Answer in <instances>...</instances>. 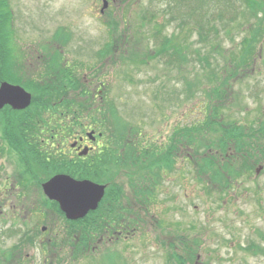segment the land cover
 I'll list each match as a JSON object with an SVG mask.
<instances>
[{
  "label": "rangeland",
  "instance_id": "obj_1",
  "mask_svg": "<svg viewBox=\"0 0 264 264\" xmlns=\"http://www.w3.org/2000/svg\"><path fill=\"white\" fill-rule=\"evenodd\" d=\"M253 1L257 6L238 15L237 24H244L245 30L235 25L229 37L239 45L243 36L253 28L252 31H256L255 42L260 34L256 45L259 47L257 52L262 54H258L254 65L245 71L241 69L237 77L232 78L228 97L222 103L225 104L222 112L226 118L229 116L244 125L255 123L258 126L264 122V0ZM4 2L12 14V21L11 32L6 35L8 41L0 47V83L7 78L17 79L20 71L24 73L21 76L23 80H32L43 66L36 61L37 56L54 59L56 63L53 65L63 63L57 62L61 59L70 65L67 68L69 72L78 71L82 80L87 77L102 85L101 97H104L103 103L107 102V109L114 111V125L121 122L123 132L128 130L124 140L130 143L137 141L139 152L145 151H142L144 146L152 147L155 143H161L160 148L166 152L174 127L181 130L204 117L209 99L203 90L188 100L190 93L184 89V79L194 81L198 66L194 64L193 68L180 62L164 64L155 54L156 40L152 41L147 23L152 10L154 13L162 11V0L118 2L103 15L100 13V0ZM145 13L146 19L143 17ZM231 15L232 11L225 17ZM164 21L157 18L162 29H165ZM173 26H167L165 32L172 34ZM164 37L160 34L158 43ZM181 38H178L180 42ZM188 38V42L199 46L197 33ZM234 42L226 40L224 44L229 58L228 50L234 49ZM57 50L62 53L53 55ZM26 57H32L30 63ZM220 60L219 67L222 68L225 59ZM232 65L226 66L234 68V63ZM201 78L202 86L213 85L205 80L204 74ZM90 94L93 93H86L79 99L80 105L76 102L78 106H74L78 112L75 116L79 119L80 115L82 123L85 118L91 124V117L100 120L103 116L102 112H95L101 97L92 99ZM213 102L221 104L218 98ZM80 106L82 112L79 113ZM58 124L61 126L63 121ZM75 128L82 132L79 126ZM109 134L104 131L107 139ZM2 135L4 137L3 131ZM73 141L72 136L70 144ZM122 145L118 143L120 148ZM3 146L0 143V152L3 153L0 156V178H3L0 185L8 181V177L11 179V163H16L10 162ZM123 147L135 148L133 145ZM179 151L176 170H164L163 180L150 196L149 210L140 214L141 219L135 225L139 227L132 236L123 234L113 242L96 244L95 232L92 231L91 239L95 243L91 245H96V248L85 255L78 250L82 230L98 227L103 218L99 221L97 215L89 217L78 230L72 223L65 222L59 212L48 210L50 202L39 189V201L22 198L0 200V256L3 249L21 240L25 264H113L121 256L125 258V264H180L175 257L172 258L171 253L177 248L170 247L173 243L179 245L177 251L186 259L185 264H264V163L257 165L250 175L240 178L230 190L219 194L217 187L199 182L197 167L190 157L192 148ZM131 156L134 157V153ZM15 166L18 170L23 169L19 168V163ZM137 170L138 167H124L118 171L115 183L123 191L121 200L126 201L130 197L129 178ZM147 185L149 183L139 182L138 189ZM207 185H210L209 189ZM104 202L99 216L102 214L109 220L113 216L112 211L115 209L114 213H117L119 210L113 200L105 199ZM9 204H15V209L11 210ZM15 225L23 226V231H12ZM43 226L46 230L42 233ZM254 246L260 248L257 253ZM106 252L110 257L108 263L102 260ZM20 256L16 254L17 258Z\"/></svg>",
  "mask_w": 264,
  "mask_h": 264
},
{
  "label": "trees",
  "instance_id": "obj_2",
  "mask_svg": "<svg viewBox=\"0 0 264 264\" xmlns=\"http://www.w3.org/2000/svg\"><path fill=\"white\" fill-rule=\"evenodd\" d=\"M162 1V11L154 13V10H152L150 12V20L147 23L149 24L148 29L151 33L152 41L156 40L157 51L155 54L160 62L164 64L176 65L180 62L181 64H190L193 68L194 64L198 66V74L194 81H188L187 78L184 79V89L190 93L188 100L194 98L203 90V94L209 99L207 100L208 104H206L204 117L198 119L196 122H192L187 127L181 128V130L174 127L172 140L166 152L160 148L161 143H155L152 147L144 146L142 151H145L139 152L140 147H137L139 145L137 141L136 143L126 142L124 138L128 130L123 132L124 127L121 122L119 125L116 123L114 125L112 120L116 119L113 116L114 111L111 108L107 109V102L103 103L102 118L97 120L91 117V124L99 127L101 130L108 129L110 143H123L122 148H118L117 159L113 163L111 161V166L117 171L124 167L128 169L138 167V170L130 175V185L137 190L139 182L149 183V190L147 194L145 193L144 197L154 194L155 188L163 180L165 169H173L176 153L179 150L183 149L187 151L190 148H192L190 157L197 167L199 182H207V184L217 187L218 193L222 194L230 190L240 178L250 175L257 165L264 163V122L261 121L258 126L255 123L244 125L229 116L226 118L224 112H222L225 108V104L222 103L228 97V88L230 87L231 80L237 77L241 69L245 71L252 64L254 65L258 54H262L257 52L259 47L256 45L258 40L260 41V34L255 42L253 37L256 31H252L253 28H250L245 36H243L239 45L234 42L235 40L232 37H229L235 25L238 26V29L245 30L244 24H237L238 15H241L248 8L249 10L250 8L253 9L257 5H255L253 0ZM7 9V3L4 0H0V47L8 41L6 35L11 32L10 23L12 21V14ZM231 11L233 15L226 18L225 15ZM146 16V13L143 14L145 19L147 18ZM157 18L165 20V29L167 26L175 25L173 26L175 28L174 32L172 34L166 33L165 29H162L163 27L157 22ZM196 33L199 39L198 47L193 42H188V37ZM160 34H164L165 37L158 43ZM181 37H183L182 42L178 40V38L182 39ZM226 40L234 42L232 44L234 49L228 50L230 51V58L224 45ZM4 46L7 45L5 44ZM220 58L225 59L224 67L222 68L219 67L221 64ZM233 63L234 68L226 66L227 64L233 66ZM51 69L54 70L53 75L56 80L64 81L68 85V90L72 91L70 95L75 94L74 90L86 89V87L83 88L80 84L81 78L78 79L73 74L74 71L72 70V73L69 72L63 64L52 65ZM202 74L205 75L206 81H210V84H213L212 86H202V82L199 81V78L202 79ZM6 80L14 81L9 78ZM67 88L64 84L63 86L55 84V86L51 85V88L44 94L35 90L34 105L38 106V104L46 103L45 105L47 106V104L54 103L59 107L62 97L69 94ZM29 89L32 90L31 87ZM41 96L49 97L48 101L45 98H40ZM84 96H86L85 91L83 93L81 91V95H77L76 97L80 99ZM215 98H218V102L221 104H213V99ZM44 100L46 101L44 102ZM50 100L52 102H49ZM76 102L77 100L71 99L69 103L67 102L64 105L65 110L69 109L70 111L69 123L71 124L74 122L78 124L79 122V119L75 116L78 112L74 106H78L80 103H77V105ZM80 112H82L81 106ZM118 120L121 121L120 119ZM11 127H14V123ZM125 129L127 128L125 127ZM129 143L135 148L123 147L124 145L131 146ZM123 149L125 151H122ZM132 153H134V157L131 156ZM104 167H106L105 164ZM109 167L108 165L106 168L108 169ZM72 170L75 171V174L73 172L72 174L79 178H89L96 182L106 183L108 185L106 200H113L114 203L122 201L121 195L123 191L112 181L114 179H112L113 174L111 173L106 177L100 174L101 169L99 164L98 167L92 166L85 170L81 168H74ZM210 185H207L208 189ZM140 194H143V191ZM104 203V201L101 203L100 208ZM99 209L91 212L85 219L72 224L80 230V225L87 222L89 217L97 215V220L100 221L103 216L102 214L99 216ZM60 214L63 216L61 212ZM124 216L121 214L119 219H123ZM110 217L111 219L109 220L112 222L113 216ZM92 231H95V228L89 231L83 228L80 240H86V243L90 241L94 242L91 239ZM20 241L12 247L2 250L0 264H25L24 254H22L24 243ZM253 249L255 253L260 250L258 246H254ZM262 251L264 252V248H262ZM16 254L22 256L17 258ZM185 263L183 261L182 264Z\"/></svg>",
  "mask_w": 264,
  "mask_h": 264
},
{
  "label": "flooded vegetation",
  "instance_id": "obj_3",
  "mask_svg": "<svg viewBox=\"0 0 264 264\" xmlns=\"http://www.w3.org/2000/svg\"><path fill=\"white\" fill-rule=\"evenodd\" d=\"M100 1L102 2V9L100 10V13L103 15L106 14L111 7L116 6L118 2L129 4L131 0ZM103 5H106V7L103 8ZM58 52L62 53L57 50L54 51L53 55ZM31 59L32 57H26V60L29 61V63ZM35 59L43 66L39 69V72L32 80H23L21 76H23L24 73L20 71V73L18 72L16 75L17 79L14 81H7L10 84L24 88L29 94H31L32 101L27 108L22 110L14 109L11 105H5L0 110V143L4 144V152L9 154L10 162L16 161V163H11L13 166L11 179L8 177V181L6 180L3 182V185H0V200H17L22 198L38 199L39 201L41 200L39 198L40 192L37 190L40 189L44 198L50 202L48 210L58 213L59 211L55 208V203H52L48 196L44 193V183L60 174L69 175L78 180L86 179L73 175L72 172L75 174V171H71V169L81 168L85 170L92 166L98 167V164L101 169L100 174L105 175L106 177L112 173V179L114 178L112 181L115 183L118 179V171L113 169L111 161L113 163L117 159L119 146L118 143H110L109 138L107 139L105 137L104 131H108L109 133L108 129L101 130L93 124H88L85 121L86 118L83 123L82 119L79 118L80 123H74V126L71 127V123H69L70 111L69 109L65 110L64 108V105L67 104V102L69 103L71 99L77 100V103H80L79 98L77 99L76 96L81 95V91L82 93L85 91L87 94L93 93L90 94L92 99H96L98 96H103L102 91L100 90L102 85L100 84V86L98 82H94L93 79H87V77H83L84 79L82 80L79 72L77 71L73 74L77 78H81V86L83 88H90L93 92L89 90L86 92V89L74 90L73 92L75 94L70 95V92L72 91L68 90V85L64 81L56 80L53 75L54 70L51 68L56 61L54 59H48L45 55H40V57L37 56ZM61 61L63 62L61 64L67 68L69 66L70 68V65L67 66V63L61 59L57 62ZM30 73L33 74L31 71ZM77 74L79 76H77ZM54 83L58 86H63L64 84L69 93L62 97L59 104L60 106L57 107L54 103L47 104V106L45 105L46 103L38 104V106L34 105L33 100L34 97H36L35 90L44 94L49 88H51V85L55 86ZM30 87L32 90L29 89ZM40 98H45L47 101L49 99L47 96H41ZM103 98L104 97H101V101L95 106L96 113L103 112ZM46 100H44V102ZM49 102L52 101L50 100ZM55 118L58 120L55 121ZM60 121H63L61 126L58 124ZM13 123L14 127H11ZM75 126L82 128V132H79ZM71 128L73 129L71 130ZM2 131L4 137L3 135L1 136ZM72 136L74 141L70 144L69 141ZM1 155H3L2 152H0V156ZM17 163L20 165L19 168H23L22 170L16 169L15 164ZM5 164L6 163L4 162L3 169L5 168ZM8 164L10 163L8 162ZM104 164L106 167L108 165L110 167L107 169L104 167ZM1 166L2 165H0V168ZM2 180L3 178H0V182H2ZM140 188L141 189L135 190V188L131 187V191L129 192L130 195H128L130 197L128 199L126 198V201L124 199L115 203L119 211H117V213L112 211L113 214H115L113 215L112 222L106 217H103V221L95 228L94 231L96 244H104L105 241L113 242L114 238L118 237L119 239V237L123 234L126 235V237L135 234L137 228L139 227L135 226L138 225L134 219L136 211L138 212V215L139 213H144V210H149L150 205L149 196L146 195V198L144 197L145 193L149 190L148 185ZM141 191H143V194H140ZM9 206L11 210H14L16 207L15 204H9ZM114 211L116 210L114 209ZM121 214L125 216L120 220L119 216ZM65 222L74 223L68 220H65ZM14 229L15 230L12 229V231H23V226H16ZM45 230L46 226H43L41 228V232L43 233ZM176 237L178 236L176 235ZM87 243L86 240H80V247H78V250L83 251L84 254L87 251H94L96 245H91L93 244L91 241ZM170 245V247L173 248L177 247L176 251L171 253L172 258L176 257L178 262L181 263L184 259L178 254L177 249L179 245L173 243H170ZM108 252H106L104 256L102 255V260L104 259V262L106 261V263H108L107 260L110 258L107 257L109 254ZM119 258L120 259L118 261L115 260L113 264H118L119 262L121 264L126 263L125 258H122V256Z\"/></svg>",
  "mask_w": 264,
  "mask_h": 264
},
{
  "label": "water",
  "instance_id": "obj_4",
  "mask_svg": "<svg viewBox=\"0 0 264 264\" xmlns=\"http://www.w3.org/2000/svg\"><path fill=\"white\" fill-rule=\"evenodd\" d=\"M106 5H104V8ZM31 94L19 86L2 83L0 86V110L5 105L22 110L31 104ZM44 193L57 201L68 219L85 217L89 211L97 209L106 186L89 180L77 181L66 175H58L43 185Z\"/></svg>",
  "mask_w": 264,
  "mask_h": 264
}]
</instances>
